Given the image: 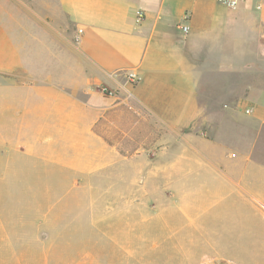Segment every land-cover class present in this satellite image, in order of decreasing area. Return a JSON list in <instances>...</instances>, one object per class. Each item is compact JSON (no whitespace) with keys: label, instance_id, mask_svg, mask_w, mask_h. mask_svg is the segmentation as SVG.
I'll use <instances>...</instances> for the list:
<instances>
[{"label":"crops","instance_id":"crops-1","mask_svg":"<svg viewBox=\"0 0 264 264\" xmlns=\"http://www.w3.org/2000/svg\"><path fill=\"white\" fill-rule=\"evenodd\" d=\"M57 1L77 41L74 63L65 61L71 78L34 73L24 58L31 40L10 39L16 31L34 35L28 23L36 16L0 18V74L11 77L0 78L11 92L0 94V247L6 252L0 260L82 264L84 247L98 246L100 236L107 245L129 246L132 229H139L133 244L151 247L154 264H264V0H242L235 9L217 0ZM38 38L49 53V41ZM127 73L138 76L136 109L124 94ZM102 86L118 90L117 98L103 97ZM119 105L163 130L153 154L123 157L94 133ZM171 135L177 155L149 170L137 191L147 197L154 179L159 198L175 201L152 224L153 241L143 229L153 219L143 217L142 205L131 208L137 202H130L136 196L130 182L137 176L118 175L124 184L114 187L95 183L116 180L110 171L120 163L153 167ZM32 164L59 173L22 169ZM35 181L74 184L58 201L50 188L38 189L42 197L33 189L38 203L14 209V183ZM84 182L108 196L107 232L96 221L84 224Z\"/></svg>","mask_w":264,"mask_h":264},{"label":"rangeland","instance_id":"rangeland-1","mask_svg":"<svg viewBox=\"0 0 264 264\" xmlns=\"http://www.w3.org/2000/svg\"><path fill=\"white\" fill-rule=\"evenodd\" d=\"M7 14H23V15H34L36 16V22L35 23H28L31 27L34 28L35 34H30V32L23 31V32H14L10 39L14 38L15 40H18L20 43L24 42L26 39L31 40L28 41L27 50L25 51V61L28 64L29 68L34 72L38 74H51L53 78H71L73 77V74L71 72V69L67 67V63H74V55H75V50L73 46L75 47V43L77 42L75 39H73L72 33L74 31V28L68 23L67 18L65 15L62 13L60 6L58 4L57 0H0V18L3 17V15ZM37 16H40L41 18L43 17L44 21L39 22ZM7 23V22H4ZM45 26L44 30L40 31L38 26L39 25ZM1 25V22H0ZM11 31V30H10ZM3 32L2 29H0V33ZM35 37V38H34ZM37 37H40L38 39H45L49 41L50 44V52L46 50L47 48L43 46V44H38V42H35L37 40ZM1 35H0V52L2 51L1 49L5 47V41L4 39L1 40ZM33 41V42H32ZM40 42V41H39ZM37 43V44H36ZM73 44V45H72ZM10 48H12V44H9ZM1 63V55H0V68L2 67ZM11 78L9 75H2L0 74V78ZM1 82V81H0ZM138 82L129 84L128 85V91L129 93L132 94V96H129V93L125 90V95L129 99V101L133 104V107L136 109L138 108V100L136 98L137 96V91L135 90ZM103 87V86H102ZM102 87H99L98 91L100 94H102L101 89ZM10 89L8 87H3L0 84V94L3 95H11ZM103 95V94H102ZM101 95V96H102ZM103 97H107L103 95ZM109 98V97H108ZM116 97H113L112 100L114 101ZM94 104L95 105H104V101L101 100L99 97H93ZM262 140L261 142H264V133L261 135ZM167 144H168V151H166L165 154H163L159 159H155L153 167H150L146 164L143 163V161L138 160V161H132L130 163L124 162L120 163L117 166L113 167L111 169V176L115 177L116 180H109L105 182H100V183H95L99 186H105L107 184L111 185V187L118 186L119 184L122 185L124 183H119L117 180L118 175H124L125 178L129 176L131 179L132 176H137L134 180L130 182V191H136V196L134 194H130V202H137V204H133L131 206L132 210L135 211V208L137 206V209L139 208V205H142V212L143 217L144 214L148 218H152L153 220L149 223L143 224V229H147V236L148 237H153V234L150 233L149 231L151 227L153 226L152 224L155 225V220H157L162 214V210L167 206L165 205L166 203H171L174 204L173 201H169L171 199L164 198L163 201L162 199L159 198L158 193L156 194V181L153 179L152 181L148 182V191L149 195L147 197H141L142 193L138 195V189L140 188L139 186H142V180L147 176L149 170L157 169L161 164L162 161L165 160H170L172 157H175L177 155V147L175 146L176 139L174 135L170 136L167 139ZM175 148V149H174ZM243 149V148H242ZM155 152V151H153ZM237 154V153H236ZM259 156L264 158V150L259 151ZM144 158H149L148 154L143 153ZM22 169H28V173H34V174H41V173H46L51 176L56 175L59 173V169L50 166L48 167H43L40 165H29V167H22ZM22 172L27 173V170H24ZM105 172V171H104ZM134 178V177H133ZM122 182V181H121ZM161 180L159 179L158 184L160 183ZM15 184V190L14 194L12 196V201L10 197L8 198V203L10 202V205L14 207V209H22L27 205V202L31 200V205L34 203H38L37 201L40 200V198L35 197L36 194H33V189L37 190L35 191L38 193V189H46L50 188L52 191V195H55V199L58 201V198L60 199V196H65L66 193L71 191V186L74 183L71 182H64V181H43V182H16ZM164 184V182H163ZM40 185V186H39ZM93 187V188H91ZM121 187V186H120ZM120 187H115L120 188ZM146 188V185L144 186ZM165 187V184L163 185ZM94 183L90 182H84L83 183V200H88V203H84L83 206V213H84V224L85 226L87 225L88 220L96 221L99 224V229L100 232H107L106 225H107V209L106 205L108 202V196L102 190V188H96L94 189ZM122 189V188H121ZM91 190L94 192L92 193ZM29 191V192H27ZM63 194L59 195V193L56 195L54 194L55 192H59ZM27 192V193H26ZM191 192V191H190ZM135 193V192H134ZM193 193V191H192ZM73 195V194H72ZM8 196V195H7ZM39 197H42L41 193H38ZM89 197V198H87ZM53 198H51V204H53ZM35 200V201H34ZM6 201V199H4ZM91 202V203H90ZM5 204L4 206L8 205ZM136 205V206H134ZM177 205V204H176ZM70 214V213H69ZM73 217V216H72ZM135 217V215L132 216V218ZM133 220V219H132ZM134 222L137 226L139 221L135 220ZM84 226V227H85ZM140 226V225H139ZM169 234L172 231L166 230L165 233ZM139 237V229H132V236H131V245L129 246H111L106 244V239L101 238L99 239V244L98 246H92V247H84V250H89L86 251L83 254V263L82 264H154L155 257L153 255V251L151 247H140L138 245H134L133 242L134 237L136 236ZM157 235H154L156 238ZM152 238L153 241L155 238ZM109 241V240H108ZM141 250V257L140 252ZM143 250H146L144 252ZM88 252H93V255L90 256V254L87 255ZM96 252V254H95ZM3 253L5 254L3 250H1L0 247V258H2ZM143 253V254H142ZM240 261V260H239ZM0 264H5L3 261L0 260ZM60 264H65L64 262ZM71 264H74V262H71ZM212 264H228L223 261H219L216 263Z\"/></svg>","mask_w":264,"mask_h":264},{"label":"trees","instance_id":"trees-1","mask_svg":"<svg viewBox=\"0 0 264 264\" xmlns=\"http://www.w3.org/2000/svg\"><path fill=\"white\" fill-rule=\"evenodd\" d=\"M145 118V119H144ZM128 106L109 109L93 127L95 134L108 145L116 146L126 158L138 156L142 151L153 154L152 146L163 136L162 129L149 123Z\"/></svg>","mask_w":264,"mask_h":264},{"label":"built area","instance_id":"built-area-1","mask_svg":"<svg viewBox=\"0 0 264 264\" xmlns=\"http://www.w3.org/2000/svg\"><path fill=\"white\" fill-rule=\"evenodd\" d=\"M217 1H218V3H220L222 5H225L229 8L235 9L238 7L240 1H242V0H217ZM142 16H143V13H140L139 17L141 18ZM182 30L186 33V32H188V27L184 26V27H182ZM125 78L127 79L128 84H133L135 82L136 83L138 82V76L135 73H127L125 75ZM126 91L129 93L128 89H126ZM101 92L103 95H105L109 98L116 97L119 93L118 90H114V89H111V88L106 87V86L102 87ZM129 96L131 97L132 94L129 93Z\"/></svg>","mask_w":264,"mask_h":264}]
</instances>
